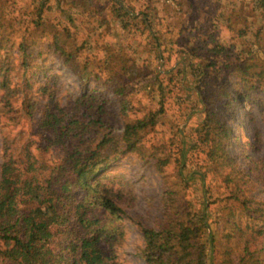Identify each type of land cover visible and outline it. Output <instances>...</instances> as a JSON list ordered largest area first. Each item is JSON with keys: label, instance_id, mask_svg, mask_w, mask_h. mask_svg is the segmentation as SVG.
I'll return each mask as SVG.
<instances>
[{"label": "rangeland", "instance_id": "obj_1", "mask_svg": "<svg viewBox=\"0 0 264 264\" xmlns=\"http://www.w3.org/2000/svg\"><path fill=\"white\" fill-rule=\"evenodd\" d=\"M150 2L152 15H156L151 20L150 34H157L158 41L154 43L150 34L145 39L139 35L141 38H135L139 42L119 45L118 26L114 22L104 36L98 35L91 23L84 25L83 20H77L80 26H75L76 22L67 19L66 2L60 12L54 7V0H0V31L6 32L4 43L15 65L16 76L12 82H20L24 89L20 101L26 95L34 104L30 110L34 111L32 115L26 112L23 103L18 111H9L7 116L1 114L0 148L2 135L7 134L15 139L13 150L18 157L24 159L28 147L36 160L54 165L64 156V149L60 145L53 146L50 131L42 127L45 113L57 111L58 106L71 108L84 91L100 92L106 100L107 113L102 115V123H97V128L91 127L86 137L91 147H96L99 140L106 141L101 151L113 159L99 178L109 177L116 200L125 212L119 221L124 227V236L112 245L104 244L109 252L114 251L123 264H147L139 255L144 247L139 224L162 228L178 219L185 207H193L208 213L209 228L203 234L208 247L207 264H224L229 257L234 260L231 264H238L239 256L237 252L232 254L235 244L226 228L227 205L236 209L235 218L240 217L243 223L247 220L246 212L230 198V186L228 188L221 173L207 174V194L200 175L194 176L185 187L178 178L176 155L184 143L192 142L203 119L200 95L205 96V101L214 102L216 111L232 129L227 150L236 166L253 179L244 184L242 194L258 202L264 201V2L193 0L191 4L208 7L212 17L218 13L215 20L204 16L206 21L185 20L178 12L174 14L171 7ZM160 11L171 12L169 18H164ZM181 23H185V27L179 30ZM139 24V33L144 34L145 29L141 22ZM56 31L66 39L64 46L72 53L74 69L65 64L62 53L50 45ZM21 36L32 43L28 49L32 64L26 76L22 72L23 55L18 46ZM5 56L0 49V60ZM198 63L208 65L203 73L196 71L194 75L193 68ZM102 67L106 70L99 74ZM85 69L90 71L89 77L81 79L80 73ZM242 70L247 72L245 80ZM108 75L126 86L131 103L127 108L128 117L122 116L120 97L113 92L112 78L106 77ZM160 85L166 92L163 108L159 101L163 98ZM6 93V90L0 91V107L1 96ZM242 94L247 95V99ZM151 111L158 114L157 123L148 132L146 143L155 146L164 143L166 150L172 149V163L163 168L153 156L142 158L137 152L126 149L122 140L124 118L133 120ZM67 112L71 114L70 109ZM1 161L0 151V169ZM205 163V157L200 154L191 160L185 173L194 167L202 169L198 167ZM73 208L74 204L68 208L69 222L56 229L55 238H59L63 246L77 242L80 235ZM115 224L118 221L110 223L108 231H112ZM212 238L216 240L215 246L210 241ZM261 254L263 256L264 251Z\"/></svg>", "mask_w": 264, "mask_h": 264}, {"label": "trees", "instance_id": "obj_2", "mask_svg": "<svg viewBox=\"0 0 264 264\" xmlns=\"http://www.w3.org/2000/svg\"><path fill=\"white\" fill-rule=\"evenodd\" d=\"M5 34V31H0V49L6 55L0 60V91L7 92L1 96L0 118L2 115L7 116L9 111H18L22 103L26 112L32 115L34 111L30 110L34 104L26 95L20 101L19 96L24 89L20 82H12V78L16 76L15 65L11 59L12 53L7 43H4ZM64 43L66 39H62L59 32L52 34L50 45L55 51H60L65 57V64L74 69L75 64L71 63L72 53L66 50ZM18 46L23 55L22 72L26 76L27 69L32 64L29 59L31 54L28 52L32 43L21 36ZM88 64L87 62L85 66ZM207 65L208 63H198L193 72L203 73ZM105 70L106 67H102L99 74H103ZM242 71L245 80L247 72ZM82 72L81 79L89 77L90 71L85 69ZM106 77L112 78L113 92L121 100L122 116L128 117L127 108L131 103L127 99L126 86L112 75ZM164 88L160 85L163 97L159 99L161 108L166 97ZM242 96L247 99V95ZM200 98L203 119L192 142L189 145L184 143L181 147L179 142L178 145V178L186 187L194 176L200 175L204 193L207 194V174L221 173L228 188L230 186V198L239 203L247 218L244 223L240 217L236 219V209L227 205L226 228L235 244L232 254L238 253V264H264V255L261 254L264 251V201L258 202L242 194L244 184L253 179L238 169L227 150L232 129L216 111L214 102H206L205 96L200 95ZM105 103L100 92L84 91L75 99L71 108L58 106L57 111L45 113L42 127L50 131L51 144L63 146L64 149V156L58 158L54 165L36 160L28 147L24 159L18 157L13 150L15 139L7 134L2 135L0 264H123L117 259L116 253L112 250L109 252L104 245H112L117 240L119 242L125 232L119 222L125 212L116 200V192L109 183V177L99 178V174L110 165L113 157L101 151L106 146L104 139L99 140L96 147H91L86 137L91 127L97 128L102 123V115L107 113ZM68 109L71 111L69 115ZM157 115L151 111L133 120L124 118L122 140L126 149L137 152L142 158L153 156L158 160L159 167L163 168L172 163V149L166 150L164 143L155 146L154 143L148 145L145 141L148 132L157 123ZM200 154H203L207 163L198 167L202 169L194 167L185 173L191 160ZM198 165L199 162L196 163ZM78 192L82 195L81 198L77 196ZM73 204L80 235L77 242L72 241L63 246L59 238H55L56 229L69 222L68 208ZM106 215L109 216L108 219ZM116 221L118 224L114 225L112 231H108L110 223L114 224ZM207 221V210L199 212L193 207H185L178 219L171 220L162 228L140 223L144 247L139 255L147 264H207L208 247L203 239L204 231L209 228ZM210 241L215 246V238ZM233 261L229 257L223 263L231 264Z\"/></svg>", "mask_w": 264, "mask_h": 264}, {"label": "crops", "instance_id": "obj_3", "mask_svg": "<svg viewBox=\"0 0 264 264\" xmlns=\"http://www.w3.org/2000/svg\"><path fill=\"white\" fill-rule=\"evenodd\" d=\"M65 2L67 19L76 22L74 23L75 26L79 25L77 20L80 19V22L83 20L84 25L91 23L97 34L104 36L109 26L114 22L115 26H118L119 45H125L129 42L137 43L139 41H136L135 38L140 36L145 39L153 29L151 20L156 17L155 13L152 15L150 0H54V7L63 12L62 8H64ZM191 2L193 0H180L177 6L170 9L174 14L178 12L184 16L185 20H196L197 18L198 21H204V16H210L212 20L217 18L218 13L212 17V14H208L211 11L207 9L208 7L195 3L191 4ZM149 6L150 8H148ZM160 13L164 18H169L168 14L171 12L160 11ZM163 21L170 24L167 19H163ZM139 22L142 23V29H145L144 34L139 33L141 26ZM184 27L185 23H181L177 29L180 30ZM156 36L157 34H150L154 43L158 41Z\"/></svg>", "mask_w": 264, "mask_h": 264}, {"label": "built area", "instance_id": "obj_4", "mask_svg": "<svg viewBox=\"0 0 264 264\" xmlns=\"http://www.w3.org/2000/svg\"><path fill=\"white\" fill-rule=\"evenodd\" d=\"M153 1L169 7L177 6L180 3V0H153Z\"/></svg>", "mask_w": 264, "mask_h": 264}]
</instances>
